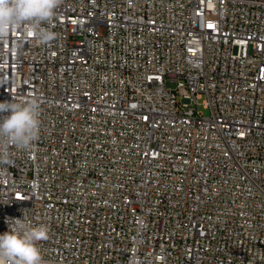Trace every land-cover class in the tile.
Returning a JSON list of instances; mask_svg holds the SVG:
<instances>
[{"label": "built area", "instance_id": "built-area-1", "mask_svg": "<svg viewBox=\"0 0 264 264\" xmlns=\"http://www.w3.org/2000/svg\"><path fill=\"white\" fill-rule=\"evenodd\" d=\"M43 26L0 39V102L41 104L0 234L48 225L42 264H264V0H60Z\"/></svg>", "mask_w": 264, "mask_h": 264}, {"label": "clouds", "instance_id": "clouds-1", "mask_svg": "<svg viewBox=\"0 0 264 264\" xmlns=\"http://www.w3.org/2000/svg\"><path fill=\"white\" fill-rule=\"evenodd\" d=\"M60 0H0V39L10 31L26 26L42 45L57 38L43 25L52 21ZM41 104L37 97L13 98L0 102V165L9 164V146L27 150L39 139ZM6 167H0V183L8 178ZM8 231L0 234V264H42L40 242L49 239L46 224L34 225L23 218H6Z\"/></svg>", "mask_w": 264, "mask_h": 264}, {"label": "rangeland", "instance_id": "rangeland-1", "mask_svg": "<svg viewBox=\"0 0 264 264\" xmlns=\"http://www.w3.org/2000/svg\"><path fill=\"white\" fill-rule=\"evenodd\" d=\"M199 103H201V101H199ZM199 110H200L204 115H207V113H208L206 110H204V109L202 108V106H200Z\"/></svg>", "mask_w": 264, "mask_h": 264}]
</instances>
